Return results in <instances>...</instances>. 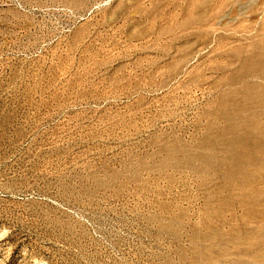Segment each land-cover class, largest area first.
I'll return each mask as SVG.
<instances>
[{"label": "rangeland", "instance_id": "374dc122", "mask_svg": "<svg viewBox=\"0 0 264 264\" xmlns=\"http://www.w3.org/2000/svg\"><path fill=\"white\" fill-rule=\"evenodd\" d=\"M218 1L0 0V264H264V0Z\"/></svg>", "mask_w": 264, "mask_h": 264}, {"label": "bare ground", "instance_id": "6f19581e", "mask_svg": "<svg viewBox=\"0 0 264 264\" xmlns=\"http://www.w3.org/2000/svg\"><path fill=\"white\" fill-rule=\"evenodd\" d=\"M218 3L220 5H225L226 4V0H219ZM252 47H253V49H251L250 51H248V53L245 54V56L241 59V65H240V68H239V73H240L239 75L254 76V77H257L258 76L259 78H261V79L264 80V38L261 39V40H259L258 42H254V44H252ZM236 71H237V69H236ZM245 88L246 89L243 90V92H246V93H244V96L245 97L251 96L248 93L250 92V90H254L255 92L252 93V96L255 93V95H256L257 98L262 97L263 98V101H264V89H260L259 86L256 87L254 85H249V84L246 85ZM229 100H230L229 97H227V98L225 97V103H227ZM225 118L230 119L228 113H226ZM234 128L235 129H238V130H242L244 132L245 131L247 132L249 130L248 126L246 124H244V123H243L242 126H234ZM253 129H255L256 131H260L261 132L263 130V126L260 123H257V124H254L253 125ZM234 132H236V131H234ZM238 139H240V138H238ZM238 142H239L238 143V146L239 147H241L240 146L241 144H251L252 146H255V148L258 149L259 151H260V149H261V151L264 150V143H261L260 141H257L255 139L246 140V137L243 136L240 141L238 140ZM261 160L262 159H260V161ZM253 205H255V204H253ZM259 231H264V228L259 229ZM256 241H258L260 243L263 242V240H261V238L260 239H256Z\"/></svg>", "mask_w": 264, "mask_h": 264}]
</instances>
